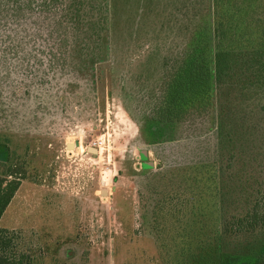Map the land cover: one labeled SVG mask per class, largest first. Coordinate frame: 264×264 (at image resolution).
<instances>
[{"label": "rangeland", "instance_id": "obj_1", "mask_svg": "<svg viewBox=\"0 0 264 264\" xmlns=\"http://www.w3.org/2000/svg\"><path fill=\"white\" fill-rule=\"evenodd\" d=\"M47 1L0 0V138L9 139L0 162L12 156L0 165V178L18 183L0 216L8 263L215 264L220 227L208 206L196 209L192 196L204 182L186 167L215 163L217 183L231 200L264 191L259 40L237 64L218 66L212 0H97L106 27L97 25L94 33L86 27L87 37L76 34L81 47L57 50L55 36L72 32L49 25L64 0ZM200 34L212 70L209 105L203 97L177 123H157L172 60ZM50 53H62L63 61L49 63ZM146 159L152 167L142 165ZM182 167L183 178L171 180ZM173 189L172 214H181L169 221L159 207L163 191ZM204 191L202 203L210 204ZM227 210L233 214V207ZM226 241L223 260H239L233 264H250L264 253L263 229Z\"/></svg>", "mask_w": 264, "mask_h": 264}, {"label": "trees", "instance_id": "obj_2", "mask_svg": "<svg viewBox=\"0 0 264 264\" xmlns=\"http://www.w3.org/2000/svg\"><path fill=\"white\" fill-rule=\"evenodd\" d=\"M54 2H59V0H48L46 5H51ZM63 2L61 14L58 16V10L57 15L53 16L52 20L49 21V25L55 26L56 30L60 27L62 32L70 31L72 33L70 37L68 34L55 36L54 46L57 47V50H65L70 46L81 47L84 41L79 42L78 35L76 34H80L79 36L81 37H87L86 35L91 34L90 32H96L97 25H100V27L104 25L106 27L107 20L97 14V0H64ZM212 17L214 50L218 66H221V64L224 66L237 64L239 59H243L245 54L248 55V52L253 49V39L255 38L259 41L254 48L263 51L264 0H212ZM87 18L92 20L88 22ZM86 27L90 32H86ZM204 39L202 34L195 36L191 44L186 48V51H184V55H179L178 58L172 60L175 65L171 77L165 86L166 89L163 92L162 103L156 107L155 113L157 116H153V120L157 123H177L181 119H178L177 115L182 113L185 115V113L191 112L190 106L192 105L194 110V106L197 104L201 105L205 101V99H202L203 97H206L207 105H209L210 92L212 90V70L209 60L208 44ZM58 53H60V50ZM60 55L61 57H57L54 53H50L51 59L48 62L54 63L56 61L61 63L63 61V54L61 53ZM254 58L252 55L251 59L257 62L258 57H256V60ZM215 121V127H217L215 133L218 136L221 132L220 128L222 129L223 125L220 118ZM8 142V138H0V147L8 148ZM219 150L223 153L225 150L223 144H219ZM142 157H144L143 153ZM11 160L12 156L9 155V158L5 162L7 163ZM6 163L0 162V165ZM184 167L174 169V172L172 171L170 174V179L172 180L177 177L183 178L182 169ZM187 169L189 170L187 174H193L194 180H197L199 184L204 182V187L200 189L197 185L196 192L198 193L192 196L193 198L197 197V201L199 202L196 204L198 206L196 209L201 212L204 210L202 209L203 206H208L206 211L211 215H216V221L220 227L212 245L215 253V264L239 263L237 259L223 260L224 249L229 245V243H224L223 239L228 238L232 242H237L240 239L254 236L258 230H264V191L257 189L256 196L252 199H248L251 197V191L239 192L231 200V194L223 192V189L217 183L221 175L215 167V163L193 162L186 167ZM203 169L205 170L202 171ZM4 180L0 178V216L13 196L18 184L15 180ZM190 180L191 177L189 176L188 182ZM186 181L187 179L183 183L185 184ZM3 182L5 183L2 186ZM184 188L188 190L187 187ZM174 189L168 190L167 192L163 191L161 195L163 203L161 201L159 207L160 211H166L169 221L173 215L181 214V211L172 214V210L176 206V197H174L176 191ZM186 190H184V193H186ZM204 190L208 191L209 197L213 201L215 200V202L211 201L210 204L203 205L202 194L205 193ZM241 196L244 200H241ZM165 201H167L166 205ZM186 202L188 203V201ZM230 207H233L232 215L228 214L227 209ZM0 233H2L1 230ZM8 243L9 241L0 238V264H10L4 255ZM202 256L209 258L206 254ZM250 264H264V253L255 257Z\"/></svg>", "mask_w": 264, "mask_h": 264}, {"label": "water", "instance_id": "obj_3", "mask_svg": "<svg viewBox=\"0 0 264 264\" xmlns=\"http://www.w3.org/2000/svg\"><path fill=\"white\" fill-rule=\"evenodd\" d=\"M76 145H78V143H76ZM72 147V144H67L66 145V149H70ZM90 153H93V154H96L97 152H98V150L97 149H95V148H88L87 149ZM105 193V190H102L101 191V194H104Z\"/></svg>", "mask_w": 264, "mask_h": 264}, {"label": "crops", "instance_id": "obj_4", "mask_svg": "<svg viewBox=\"0 0 264 264\" xmlns=\"http://www.w3.org/2000/svg\"><path fill=\"white\" fill-rule=\"evenodd\" d=\"M145 157H146V155H145ZM141 162H142V165H144V163H149L151 165V167L153 166V163L150 159H146V161H144V162L141 160ZM142 165H141V167H142Z\"/></svg>", "mask_w": 264, "mask_h": 264}]
</instances>
